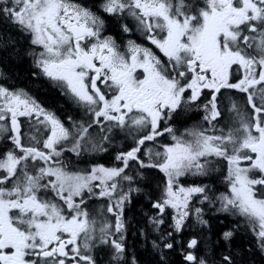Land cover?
<instances>
[{"label": "snow or ice", "instance_id": "obj_1", "mask_svg": "<svg viewBox=\"0 0 264 264\" xmlns=\"http://www.w3.org/2000/svg\"><path fill=\"white\" fill-rule=\"evenodd\" d=\"M100 7L113 17L134 19L166 59L132 40L122 51L114 38L103 35L104 18L73 0H0V21L27 33L39 48L29 53L39 69L33 75L48 78L92 116L65 127L23 90L0 86V139L13 145L0 156V264H98L97 245L111 249L112 264H136L135 257L126 259L124 243L125 205L132 191H140L131 187L130 162L140 179L148 176L144 169H158L165 177L150 221L160 232L162 247L155 241L153 247L164 264L163 249L182 252L183 264H237L234 254L201 257L197 238L183 241L181 234L190 228L204 235L211 231L204 209L190 207L194 197L242 218L264 251V0H104ZM121 29L131 31L123 23ZM9 50L13 41L0 36V51ZM205 90L209 95L201 100ZM222 90L243 95L233 99ZM193 106L203 109L210 127L177 135L169 121ZM229 110L236 126L225 130L222 121L214 122L222 113L227 118ZM21 117L39 137L22 136ZM94 126L105 133L101 142L110 140L113 129L134 130L133 145L115 156L119 166L67 170L58 159L65 151L76 156L107 151L93 142L89 129ZM165 134L174 143L161 145L163 151L146 146ZM218 161L226 164L227 192L217 195L210 183H180L186 176L212 177L220 171ZM122 181L128 182L126 190ZM93 196L108 198L112 221L98 224L82 207ZM168 209L171 222L162 229ZM234 232H224L222 239L227 243Z\"/></svg>", "mask_w": 264, "mask_h": 264}, {"label": "trees", "instance_id": "obj_2", "mask_svg": "<svg viewBox=\"0 0 264 264\" xmlns=\"http://www.w3.org/2000/svg\"><path fill=\"white\" fill-rule=\"evenodd\" d=\"M86 3H96L100 0H84ZM12 25V24H11ZM15 26H9L0 22V36H6L10 38L14 43V50L0 51V60L2 59V66L11 79L9 80L13 86H18L26 83H33L32 75L33 71L29 59L27 57V45L25 39L14 28ZM14 28V29H13ZM16 30V31H15ZM110 32L117 34V29L110 27ZM35 84V83H33ZM47 108H51L59 114V117H63V120L69 119L71 115L78 116L71 104L60 93H32ZM230 93H228L229 95ZM63 98H61L60 96ZM47 98V99H46ZM65 101L66 103L62 102ZM67 104V105H66ZM228 104V103H227ZM226 104V105H227ZM242 107V106H241ZM223 121L228 126H236L232 123L233 113L229 110L227 118L222 113ZM176 123L184 128L190 123V116L177 117ZM70 122H76L73 119H69ZM180 129V128H179ZM176 131L177 135L182 134ZM90 133L94 135V141L102 143L103 147L107 151H99V156L91 159L86 158H72L68 157V167L81 169L83 172L90 171L92 166L104 165L106 167L119 166V162L115 161V156L119 152L130 149L133 145V136L136 135L135 131L128 134L126 131L113 129L110 134V140L101 142L100 137L105 135L104 132L99 129H90ZM172 142L170 137H166L165 141L162 137H158L157 141L146 142L147 147H153L156 151H163L161 145H169ZM144 149L142 148V151ZM95 153V152H93ZM41 162H38L40 164ZM220 165V171L215 173L212 177H198V176H186L180 179V183L185 186H194L201 184H211L213 190L217 195L221 192H227V184L223 182V176L226 175L223 161H218ZM148 173L146 179H140L137 177L135 162H130L129 169L126 170L127 174L131 175L134 179L131 183L132 189L139 188L140 191L131 192V201L127 204L124 215L126 220V259L130 260L135 257L136 264H164V260L161 258V252L153 247V242L161 244L159 239L160 232L154 230V226L150 223L153 216L157 214V210L153 208L152 203L160 196L161 190L164 185L165 177L163 173H160L158 169H144L142 170ZM126 185L128 187V182ZM199 198L196 200L195 207L204 209L205 218L210 221L211 231L207 235L201 234L198 228H190L186 232L182 233L183 241H187L190 238H197L200 241L198 246V252L201 257L206 259L219 260L221 256L226 254H234L237 264H264V255L256 245V240L253 238L252 232L248 229L242 218L230 216L228 213L220 212L219 204L215 207H210L206 203H198ZM102 204H106L105 201L98 196L86 199V204L83 206L89 211L90 215H96ZM104 209V206H102ZM102 219L106 217L104 212H100ZM166 223L164 226H160L162 229L171 222V216L169 213H165ZM193 220L192 217L189 218ZM235 229L233 238L227 243L222 239V234L226 231ZM171 231V229H168ZM179 247V245H177ZM103 251V250H102ZM101 258L102 264H110L107 261V253L103 251ZM163 253L166 254L165 259L167 264H183V254L179 251H172L163 249Z\"/></svg>", "mask_w": 264, "mask_h": 264}, {"label": "flooded vegetation", "instance_id": "obj_3", "mask_svg": "<svg viewBox=\"0 0 264 264\" xmlns=\"http://www.w3.org/2000/svg\"><path fill=\"white\" fill-rule=\"evenodd\" d=\"M104 2V0H100L97 1L94 4H91L90 2L86 3L84 0H73V3L82 5L88 9H91L93 12L97 13L98 15H100L101 17L104 18V20L106 21V25H105V30L103 35L105 36H111L112 38L115 39V41L117 42L118 46L120 47V49L122 51L126 50L127 44L129 40L135 41L137 44L146 46V47H150L152 48V50L154 52L157 53V55L161 56L162 59H166L163 58L162 53H159V50L155 48L154 45H151L150 42L146 41L144 38V34L142 32H140L137 29V24L136 21L134 19H132L131 17H127V18H123V17H113L105 12L102 11L100 5ZM173 3H176V0H173ZM186 4H202V0H185ZM127 24L129 26V28L131 29V31L129 32H124L121 29V24ZM112 26V29H117V34L110 32V27ZM16 29V27H14ZM17 30V29H16ZM19 32V31H18ZM20 35L25 39L26 41V45H27V53H28V59L31 65V69L34 72H39V69L34 67L33 64V57L31 55H29L30 52H32L33 50L38 51L39 48L38 46L32 45L30 43V36L27 33H22L19 32ZM137 75H140V73L138 72ZM11 78L9 76H7L2 64H0V86L6 87L9 90H23L24 92H26L30 97H32L37 103H39L45 110L47 111H51L53 113H55V115L61 120L62 123H64L65 127H71L72 126V122L69 121V119L67 120H63V117H59V114H57L56 111H54L51 108H47L43 105L42 101H40L35 95H33L32 93H60L65 99L68 100V102L71 104V106L73 107V109L78 112V116H74L71 115L72 117H70L71 119L75 120L76 122H87L89 120L92 119L91 113L87 112V109L84 105L76 102L71 96L66 95L64 93V91H62L59 87H56L52 81H50L48 78L42 76V75H38V76H34L32 75V81L33 83H26V84H22V85H18V86H13L10 83ZM102 90L104 89L103 85H99ZM222 91H226L227 94H229L230 97H232L233 99H237L240 96H242L243 94L237 93L235 90H222ZM185 95L187 96L188 93H185ZM209 95V91L205 90L204 93L202 94L201 100L204 99L205 96ZM60 96V95H59ZM61 97V96H60ZM62 98V97H61ZM47 99V98H46ZM63 99V98H62ZM64 103H66L64 100L62 101ZM199 103V102H197ZM228 103L227 100L224 101V104L226 105ZM67 105V104H66ZM204 115L203 109H195L194 106L192 108H190V110L184 112V111H180L178 110L177 113L174 114L173 119L171 121H169V123L171 125L174 126L175 130L179 133H181V131L185 128H193V127H198V126H203L205 128H209L210 125H208L205 121H203L202 117ZM185 117V116H190L191 121L189 124H187L186 127L181 128L177 123L176 120L177 117ZM103 119V118H101ZM220 121H222L223 123V116H221V118L219 119L218 122H214V123H219ZM20 122H21V132H22V136H24L25 138L28 135H32L35 134L38 137L40 136V132H37L35 128L32 127V123L29 121L28 118L26 117H21L20 118ZM221 123V124H222ZM161 125L163 127L164 122H161ZM105 126H107V124H105ZM98 126H94L91 129H95ZM41 131L43 130V126H40ZM180 128V129H179ZM97 129V128H96ZM90 132V129H89ZM10 135V134H9ZM44 135H47V133H44ZM168 135L165 134V136L162 137V139L165 141L166 137ZM169 137V136H168ZM24 142V141H22ZM13 145L11 143L10 139H0V156H3L6 152H8L9 150H12ZM47 151V150H45ZM18 152V150H17ZM68 152V151H66ZM95 152V153H93ZM99 151H82L80 156H76L75 153L72 152H68L65 156V158L68 159V157H72L74 158H86V159H91V158H95L97 156H99ZM40 161H37V164ZM248 163L250 162H245L246 166ZM225 167V173H226V164L225 162H223V166ZM97 183V182H95ZM227 191H228V187H227ZM198 197H194L192 203H194L196 205V200ZM103 200L106 202V204L110 203V201L108 200L107 197L104 198H100V200ZM86 204V202L82 205L84 206ZM105 204V205H106ZM104 204H102V206H105ZM102 206L101 208V212H104L105 215H108V212L105 211ZM110 215H112L111 213H109ZM109 215V216H110ZM254 240H256L255 236L253 235ZM105 251L107 253V261H108V252L111 251V249L108 248V246L106 245H97V247L94 248L93 250V255L96 256L97 260H98V264H102V254L104 253L103 251Z\"/></svg>", "mask_w": 264, "mask_h": 264}, {"label": "rangeland", "instance_id": "obj_4", "mask_svg": "<svg viewBox=\"0 0 264 264\" xmlns=\"http://www.w3.org/2000/svg\"><path fill=\"white\" fill-rule=\"evenodd\" d=\"M241 106L243 107V104H242V103H241ZM233 115H234V114H233ZM133 131H134V130H133ZM67 153H68V152L65 151L64 154H63V156L60 157V158H58V159L64 161V165H65V167L67 168V170H69V171H79V172H81V170H79V169L76 170V169H72V168L68 167V163L65 161V156H66ZM96 184L98 185L99 182L97 181ZM95 191L98 193V192H99V188L97 187V188L95 189ZM99 198H100V197H99ZM79 199H80V198H77V201H78V202H79ZM100 210H101V208H99L98 211H100ZM100 212H101V211H100ZM100 212H98L96 215H95V214H94V215H90V217L95 216V218L97 219L98 224L101 223V222H103L104 220H106V217H105L104 219H102Z\"/></svg>", "mask_w": 264, "mask_h": 264}, {"label": "bare ground", "instance_id": "obj_5", "mask_svg": "<svg viewBox=\"0 0 264 264\" xmlns=\"http://www.w3.org/2000/svg\"><path fill=\"white\" fill-rule=\"evenodd\" d=\"M0 22H2V23H4V24H7V25H9V26L12 27L11 23H6V22H3V21H0ZM13 29H14V28H13ZM15 31H16V30H15ZM26 55L28 56V53H27ZM0 63H2V59L0 60ZM2 64H3V63H2ZM221 127H223L225 130H227V128H228L229 126H228V124H227L226 122L223 121V123L221 124ZM122 185H123V187H124L125 190H126V189H127L126 182H122ZM125 240H126V237H125ZM124 243H125V241H124ZM256 245H257V242H256ZM259 252H260L262 255H264V251L259 250ZM108 261H109L110 264H112L111 251L108 252Z\"/></svg>", "mask_w": 264, "mask_h": 264}]
</instances>
